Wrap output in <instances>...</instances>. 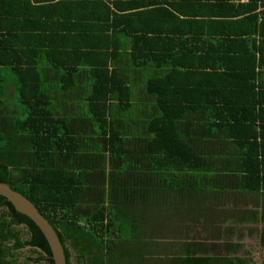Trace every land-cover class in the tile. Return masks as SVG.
I'll list each match as a JSON object with an SVG mask.
<instances>
[{
	"label": "trees",
	"instance_id": "1",
	"mask_svg": "<svg viewBox=\"0 0 264 264\" xmlns=\"http://www.w3.org/2000/svg\"><path fill=\"white\" fill-rule=\"evenodd\" d=\"M263 5L98 0L83 31L48 37L0 5V183L67 264H258L244 240L261 224L264 248ZM20 255L55 264L0 196V264Z\"/></svg>",
	"mask_w": 264,
	"mask_h": 264
},
{
	"label": "crops",
	"instance_id": "2",
	"mask_svg": "<svg viewBox=\"0 0 264 264\" xmlns=\"http://www.w3.org/2000/svg\"><path fill=\"white\" fill-rule=\"evenodd\" d=\"M96 1L98 0H0V5L6 7V12L20 11L22 14H35V22H38L37 20L46 21V23H48L49 25L44 36L48 37L56 35V31L54 28L55 26H59L56 25L58 23H63L65 24L63 26L69 27L78 25L82 29L77 32L83 31V28H85V25L88 22L84 5L95 3ZM1 2H3L4 4H1ZM64 4L68 6L74 5V7L67 9L65 8L66 6ZM1 10L2 9H0V11ZM258 13L261 15L264 13V5L259 8ZM25 20V18L21 19V21ZM31 21H34V19H31ZM2 32L3 31H0V35ZM37 35L38 34H36L35 36ZM72 35L76 37L84 36L81 34H76L75 32H72ZM130 76L138 78V75L135 73H131ZM247 228L249 227L247 226ZM261 229L262 228H260V230Z\"/></svg>",
	"mask_w": 264,
	"mask_h": 264
},
{
	"label": "water",
	"instance_id": "3",
	"mask_svg": "<svg viewBox=\"0 0 264 264\" xmlns=\"http://www.w3.org/2000/svg\"><path fill=\"white\" fill-rule=\"evenodd\" d=\"M0 196L6 198L17 212L29 217L46 238L55 264H67L64 247L49 221L36 206L22 194L15 192L8 184L0 183ZM258 264H262L260 261Z\"/></svg>",
	"mask_w": 264,
	"mask_h": 264
},
{
	"label": "rangeland",
	"instance_id": "4",
	"mask_svg": "<svg viewBox=\"0 0 264 264\" xmlns=\"http://www.w3.org/2000/svg\"><path fill=\"white\" fill-rule=\"evenodd\" d=\"M260 228L263 229V226L259 225L258 227L256 226V230L258 229V232L261 231ZM257 232V233H258ZM259 237L258 235L255 234L251 237H247L244 240V244H245V249L248 251H251L252 256L255 258L256 261L258 262H262V259L264 258V248L263 247H259Z\"/></svg>",
	"mask_w": 264,
	"mask_h": 264
},
{
	"label": "flooded vegetation",
	"instance_id": "5",
	"mask_svg": "<svg viewBox=\"0 0 264 264\" xmlns=\"http://www.w3.org/2000/svg\"><path fill=\"white\" fill-rule=\"evenodd\" d=\"M257 232H258V229H257ZM257 232H256V234L258 235ZM259 247H261L260 243H259ZM19 257H20V259L18 260L19 263H20V264H24V261H25L26 259H24L23 255H20ZM258 263H259V262H258Z\"/></svg>",
	"mask_w": 264,
	"mask_h": 264
},
{
	"label": "built area",
	"instance_id": "6",
	"mask_svg": "<svg viewBox=\"0 0 264 264\" xmlns=\"http://www.w3.org/2000/svg\"><path fill=\"white\" fill-rule=\"evenodd\" d=\"M236 2H239V3H245V2H248V0H235Z\"/></svg>",
	"mask_w": 264,
	"mask_h": 264
}]
</instances>
